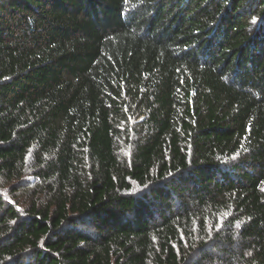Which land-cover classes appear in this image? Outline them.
I'll return each instance as SVG.
<instances>
[{"label":"trees","instance_id":"1","mask_svg":"<svg viewBox=\"0 0 264 264\" xmlns=\"http://www.w3.org/2000/svg\"><path fill=\"white\" fill-rule=\"evenodd\" d=\"M0 264H264V0H0Z\"/></svg>","mask_w":264,"mask_h":264}]
</instances>
